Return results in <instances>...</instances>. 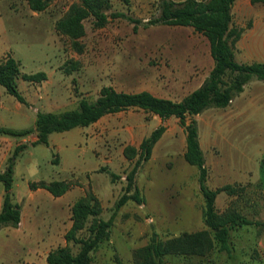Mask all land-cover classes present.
Returning <instances> with one entry per match:
<instances>
[{"label": "rangeland", "instance_id": "374dc122", "mask_svg": "<svg viewBox=\"0 0 264 264\" xmlns=\"http://www.w3.org/2000/svg\"><path fill=\"white\" fill-rule=\"evenodd\" d=\"M110 1V20L103 29H96L91 19L85 21L87 34L79 40L81 51L56 29L57 22L81 0H46L47 9L41 13L33 12L27 0H0V60L16 59L21 63L22 74L48 75V80L40 84L18 80L19 91L27 102L19 104V111L18 100L0 85L1 97L14 115L6 118L7 127L33 128L37 112L60 115L79 109L81 101L95 103L105 86L119 92H136L155 88L157 78L162 87L172 68L184 59H195L199 72L212 67L208 42L202 35L190 28L150 24L159 18L162 0ZM246 7L234 8L235 21L243 19L242 11H250ZM259 118V132L249 133L238 143L234 140L232 145L227 135L231 129H221L224 141L215 140L217 148L213 150L220 156L215 161H226L232 167L238 150L246 154V163L255 175L260 171L261 159L260 175L264 178V116ZM151 120V115L140 110L109 116L116 132L106 140L99 156L89 154V144L79 129L53 134L48 145L28 143L16 161L13 198L24 208L26 225L31 223L34 227L24 226L17 233L16 243L12 241L15 232L3 230L0 264H40L44 252L66 245L63 230L72 217L66 205L87 191L100 200L99 218L112 221L107 239L91 253V264H138L136 251L154 237L167 241L185 233L210 230L205 223L207 202L201 190L200 170L184 159V131L178 121L170 123V132L150 161H139V157L129 160L124 155L128 145H137L150 133ZM4 139L14 143L21 140L0 136V158L9 147ZM211 142L206 132L209 164L214 155ZM15 147L13 144L10 156ZM106 156L110 162H106ZM63 180L74 187L61 204L44 194L31 200L30 183ZM208 181L209 174L205 184L210 190L226 184ZM232 185L238 189L241 186L244 192L235 196L220 193L215 201L216 211L224 214L236 210L252 224L229 231L228 250H221L215 240L214 248L206 255L169 254L163 257V264H264V179ZM33 213L36 221H32ZM90 225L91 219L80 238L89 236ZM210 232L213 239L214 233ZM68 246L73 254L80 250V245L73 242Z\"/></svg>", "mask_w": 264, "mask_h": 264}, {"label": "trees", "instance_id": "16d2710c", "mask_svg": "<svg viewBox=\"0 0 264 264\" xmlns=\"http://www.w3.org/2000/svg\"><path fill=\"white\" fill-rule=\"evenodd\" d=\"M33 12L41 13L47 9L46 0H27ZM237 0H186L173 2L162 0L159 18L151 25L163 24L167 26L192 27L206 36L211 47V54L215 62L209 78L197 91L185 97L180 102L160 99L149 92L123 93L112 87H104L100 91L95 103L81 101L79 109L66 111L60 115L37 112L33 128L18 130L0 126V136L17 137L20 139L36 135L37 140L31 145L49 144V137L53 133L70 131L77 127H89L103 116L129 109H141L155 114L163 120L171 117L179 119L187 135L185 160L200 170L201 190L205 196L207 207L205 223L210 230L196 233H185L182 236L162 241L157 237L151 239L145 247L138 249L135 257L138 264H163V257L169 254L185 256H203L211 252L215 240L221 250H228L229 231L251 225L245 216L236 210H228L224 214L216 211L215 201L220 193L235 196L244 189L233 185H226L216 190L206 186L208 171L205 167V157L200 148L198 126L195 120L187 123L188 117H195L209 108H226L232 100L243 92L244 86L254 80L264 81V63L239 64L236 59V44L241 39L244 29L238 28L233 22V7ZM253 4H263L264 0H252ZM112 10L110 0H81L80 5H73L68 15L57 22L59 34L66 36L79 46V40L86 34L85 21L92 20L96 29H103L110 20ZM80 52V51H79ZM40 84L48 80L44 72L36 74H22L21 63L12 57L0 60V85L8 94L15 97L21 104H27L19 91L18 80ZM165 132L161 126L151 136L143 141L139 149L127 147L125 156L129 160L139 157V161H148L156 143ZM27 144L18 145L8 159L6 168L0 173V184L4 187L3 203L0 209V231L5 227L18 228L21 222V206L14 201L13 186L15 181V165L18 157L24 152ZM57 162V159H55ZM30 189H44L54 197H61L74 187L73 183L63 181L30 183ZM102 211L100 200L91 191L79 198L71 208L72 227L66 233V246H59L47 255V264H91L92 256L99 245L107 239L112 221L99 218ZM89 236L80 238L79 234L87 228ZM80 245L77 254H73L70 243Z\"/></svg>", "mask_w": 264, "mask_h": 264}, {"label": "crops", "instance_id": "0c3cea01", "mask_svg": "<svg viewBox=\"0 0 264 264\" xmlns=\"http://www.w3.org/2000/svg\"><path fill=\"white\" fill-rule=\"evenodd\" d=\"M169 1L179 3V2L186 1V0H169ZM197 1H207V0H197ZM245 5L247 6L246 8L249 9L250 11H248V13L242 11L243 19H241L240 22L235 21V17L233 13L234 25L238 28L244 29V33L241 39L236 44L237 54L235 55V59L239 64H252L255 62L264 63V10L257 11L256 9L257 7L264 8V5L263 4H253L252 0H237L234 4L233 10L235 7L236 8L240 6L245 7ZM246 15L248 17L244 18V16ZM243 20H248V22L245 23ZM163 26H167V25H163ZM169 27H182V28H190L194 30V28L192 27H183V26H169ZM200 35H202L208 42V46H209L208 54L212 61V67H209L207 70L199 72L196 67L195 59H192V60L184 59L182 62L177 63V65L172 68L171 72L169 73L170 77L167 75L168 80L167 82H165L164 86L162 87L158 86V84L160 85V81L159 79L156 78L155 83L157 85H155V88L143 89V90L136 91V92H123V93L149 92L153 96L160 98V99H166V100H170L173 102H180L188 95L199 90L204 85L206 80L209 78L215 66V62L211 54V47H210L209 40L203 34H200ZM105 87H111V86H105ZM113 89L117 91L115 88ZM19 104L20 102L18 103L16 107L17 111H19L20 109ZM129 110H140L146 113L147 115H151L152 116V120H151L152 127H151L150 133L147 136L143 137L137 145L135 146L128 145L127 147H134L136 149H139L143 141L147 139L149 136H151V134L155 130H157L161 126L165 127L164 134L162 135L161 139L156 143V145L154 146L152 150L151 157L148 160L150 161L151 159L154 158L156 149L162 143V141L164 140V137H166V135L170 132V128H169L170 123L176 120V122L177 121L179 122V126L182 132L184 131L183 155H185L186 148H187V139H186L187 135H186L185 129L181 126L178 118L171 117L167 120H163L158 115L147 113L141 109L135 108V109H129ZM129 110L121 111L118 113L107 114L103 116L100 120H98L97 122L90 125L89 127H77L72 130L79 129L80 134L84 136L82 137V139L85 138V141L89 144V151H90L89 154L99 156L98 155L99 150H105L104 143H106V140L111 139L112 135L115 134L116 132V126L114 123H111L109 121V116L117 115L123 112H127ZM45 113H51V112H45ZM13 116H14L13 112L8 109L6 103L4 102L0 94V120H1L0 126L7 127V125L5 124L7 121L6 118L13 117ZM262 116H264V81L254 80L248 83L246 86H244L243 92L240 93L235 99H233L231 104L228 107L209 108L205 110L203 113L195 117L187 118V123H190L191 120H195L197 122L199 144L204 154L205 167L209 174L208 182H210V179H212L215 181L226 183V184L221 183L219 186V188H221L223 186L232 185L234 183H238L242 185L245 183H254L257 180L264 179V178H261V175H260L261 169H263L262 168L263 163L261 162V159L258 161V164H259L258 169L260 171H258V174L255 175L253 171L250 169L249 164L246 163V158H245L246 154L240 153L238 150H236V153L234 156L236 158L235 159L236 161L232 164V167H230L229 164H226V161H222L219 159L215 161V159L219 158L220 156L217 157L213 150L217 148L216 146L217 143H215L216 139H221L222 141H224V138H222L221 129H224L225 127H228L229 129H231V130L228 129L229 130L228 133L230 134H227V135H229L228 142H231L229 143V145H232L233 144L232 141L234 140L236 141V143H238L239 141H242V139L246 138L249 133L259 132L260 123H258L259 122L258 119H260L259 117H262ZM227 117H230V118L227 119ZM66 132H69V131H66ZM206 132L210 135V138L212 139L211 144L214 145V147L212 146V149H211L212 155L214 154L212 164H209L206 160L205 153L206 152L208 153V150L206 149V143H205V133ZM53 134H51L50 136L52 137ZM87 134H89V136ZM36 140H37L36 135L28 136L27 138H23L19 141H16V143L11 142L8 139H4V142H6V144L9 147H7L8 149L5 152H3V156L0 158V173L5 170L8 159L11 157L9 153L11 152V148L13 144L17 147L18 145L23 144V143L32 144V142H35ZM49 143H51L50 139H49ZM106 158H107L106 162H110V158L108 156H106ZM56 159H57V163L59 164L60 163L59 158H56ZM16 167L17 166L15 165V170H16ZM96 169L97 168L93 170H96ZM226 181H232V183H229ZM38 182H41V181H38ZM38 182H34V183H38ZM63 182L71 183L67 180H63ZM75 186L77 185L75 184ZM13 189H14V186H13ZM71 192L72 191L69 190L66 194H64L61 197H54L48 191L40 188L37 190L30 189L29 196L31 197V200H34L37 197V194H44V197H46L47 199L54 200L55 202H58L57 204L59 203L61 204V201H63L65 197L68 196ZM3 196L4 194L0 195V209L3 203ZM17 203L19 205L21 204L20 202H17ZM74 203L75 202H69L66 205L67 209H71ZM21 209H22L21 210V222H20L19 227L18 228L5 227L0 231V234H1L3 230L7 228L8 231L15 232V235L12 238L13 243H16L19 240V237H17L18 236L17 233H20L23 230L24 226H27L29 228L34 227V224H31V223L26 225L25 218H24V208L21 207ZM36 219L37 217L33 213L32 221H36ZM71 227H72V220H70V222L66 224L64 227V230H63L64 238H65L66 233L71 229ZM51 250H53V248L44 252L43 255L40 256V264L47 263V255Z\"/></svg>", "mask_w": 264, "mask_h": 264}]
</instances>
